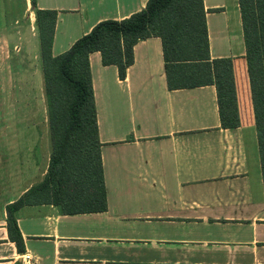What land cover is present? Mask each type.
Wrapping results in <instances>:
<instances>
[{
	"label": "crops",
	"instance_id": "1",
	"mask_svg": "<svg viewBox=\"0 0 264 264\" xmlns=\"http://www.w3.org/2000/svg\"><path fill=\"white\" fill-rule=\"evenodd\" d=\"M147 3L36 0L38 9L58 12L53 56L98 23L129 18ZM204 5L211 58H234L240 127H221L214 85L169 90L160 38L135 46L124 80L92 53L107 210L25 206L18 212L20 253L7 208L44 180L52 145L32 0H0V264H23L25 253L34 264H264V180L246 47L231 53L225 0Z\"/></svg>",
	"mask_w": 264,
	"mask_h": 264
},
{
	"label": "trees",
	"instance_id": "2",
	"mask_svg": "<svg viewBox=\"0 0 264 264\" xmlns=\"http://www.w3.org/2000/svg\"><path fill=\"white\" fill-rule=\"evenodd\" d=\"M240 4L264 180V0H240ZM32 6L41 43L52 155L44 180L7 208L9 237L20 253L25 247L18 212L25 206L54 204L66 214L107 210L92 53L101 54L104 66H116L124 80L135 62V46L160 38L169 90L214 85L221 127L241 125L234 58H211L204 0H148L145 9L129 18L98 23L58 56L52 54L58 12L38 9L36 0Z\"/></svg>",
	"mask_w": 264,
	"mask_h": 264
},
{
	"label": "rangeland",
	"instance_id": "3",
	"mask_svg": "<svg viewBox=\"0 0 264 264\" xmlns=\"http://www.w3.org/2000/svg\"><path fill=\"white\" fill-rule=\"evenodd\" d=\"M236 3H237V0H225V4L227 7V11H228L227 14H228V17L230 19L229 36L231 38V39L228 38L227 42H229L231 45V53L238 55L239 53L244 51L245 45H244V40H243L241 13H240V9L237 7ZM11 7L13 9V6H11ZM225 44H227V43H225ZM236 61H237L236 70H237V75H238L237 77L241 83V80L243 79L242 75L244 74L243 72H241L242 74H240L241 57H236ZM241 86H242V84H241ZM240 89H241L240 90L241 98H243V90H242V88H240ZM241 102H243V100ZM245 102H247L249 104V100H246ZM247 103H244L246 107H247ZM240 105H241V103H240Z\"/></svg>",
	"mask_w": 264,
	"mask_h": 264
},
{
	"label": "built area",
	"instance_id": "4",
	"mask_svg": "<svg viewBox=\"0 0 264 264\" xmlns=\"http://www.w3.org/2000/svg\"><path fill=\"white\" fill-rule=\"evenodd\" d=\"M23 264H34V258L31 254L25 253L21 256Z\"/></svg>",
	"mask_w": 264,
	"mask_h": 264
}]
</instances>
